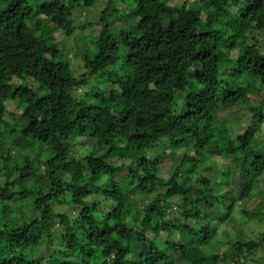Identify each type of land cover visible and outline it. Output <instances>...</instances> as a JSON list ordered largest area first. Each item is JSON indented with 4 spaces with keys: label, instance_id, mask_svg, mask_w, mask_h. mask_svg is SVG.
Here are the masks:
<instances>
[{
    "label": "trees",
    "instance_id": "16d2710c",
    "mask_svg": "<svg viewBox=\"0 0 264 264\" xmlns=\"http://www.w3.org/2000/svg\"><path fill=\"white\" fill-rule=\"evenodd\" d=\"M260 176L264 0H0V264H264Z\"/></svg>",
    "mask_w": 264,
    "mask_h": 264
},
{
    "label": "rangeland",
    "instance_id": "374dc122",
    "mask_svg": "<svg viewBox=\"0 0 264 264\" xmlns=\"http://www.w3.org/2000/svg\"><path fill=\"white\" fill-rule=\"evenodd\" d=\"M121 5L123 7L125 5L124 2ZM88 13L90 15L91 14L95 15L96 14L95 7L88 9ZM32 23L34 26L41 25L43 23V16L39 15V16H37V18H33ZM59 35L60 36L57 39H59V41H60L59 43L62 46H65V45L70 46L74 43L72 37L68 38V36H67L65 38L62 36V34H59ZM74 57H75V55H74ZM74 61H76V58H74ZM118 68L120 69V63L119 62L116 63L115 69H118ZM106 75H108V74H106ZM106 75L102 76V77H107ZM16 80L19 82L18 79H16ZM177 98H179V101L176 100ZM184 98H185L184 94H182L180 92H175L174 96L171 100V104L172 105H176L178 103L183 104L182 102L185 100ZM9 109L14 110L15 105H9ZM242 123H244V120L242 117L238 116V117L231 118L230 124H231L232 128H237ZM83 142H85V143H83ZM79 143H81V144H79L77 146V150H78V152L81 151V153L90 151V149L93 146L92 141L86 140L85 138H82L79 141ZM215 166L216 167H224L225 166V160L222 161V159H219V158L216 159ZM230 179H231V177H229V179L225 178L227 183H230ZM258 183H259V187L261 188V190H260V193H258L257 198H259L261 201H264V176H260L258 178ZM227 189L230 190L233 188H231V186H230V187H227ZM236 195H237L236 197H240V195H242V194L238 192ZM237 200H238V198H237ZM233 214L235 215L236 220L239 223L238 228H240V230L237 231L232 226L222 227V229L219 230V232H217V237H218L217 241H218L220 246H218L216 248H220V247L225 248L227 246V243H232L233 241L237 240V238L235 237V234L241 233L243 236L248 235V236H251L252 238H256L258 235H260L259 233L261 231L264 232V214L261 215L262 217L259 219L249 220L245 216V214L241 211L240 207H238V206H236L235 209L233 210ZM184 264H190V263L185 262Z\"/></svg>",
    "mask_w": 264,
    "mask_h": 264
}]
</instances>
